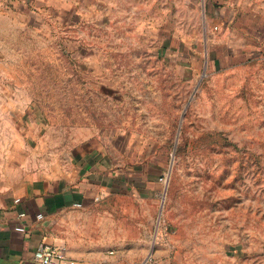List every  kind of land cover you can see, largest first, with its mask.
I'll return each instance as SVG.
<instances>
[{
    "label": "rangeland",
    "instance_id": "374dc122",
    "mask_svg": "<svg viewBox=\"0 0 264 264\" xmlns=\"http://www.w3.org/2000/svg\"><path fill=\"white\" fill-rule=\"evenodd\" d=\"M199 2L115 0L98 26H0V179L26 157L23 116L141 168L103 220L131 264L157 248L165 264H264V0L222 29Z\"/></svg>",
    "mask_w": 264,
    "mask_h": 264
},
{
    "label": "crops",
    "instance_id": "0c3cea01",
    "mask_svg": "<svg viewBox=\"0 0 264 264\" xmlns=\"http://www.w3.org/2000/svg\"><path fill=\"white\" fill-rule=\"evenodd\" d=\"M114 1L0 0V26L12 36L21 27L39 33L47 26V15L58 26L76 27L84 18L98 26ZM200 2L217 29L248 17L239 13L247 10V0ZM25 120L26 157L0 179V264H36L33 254L39 246L62 249L68 264H131L121 246L110 247L103 220L109 198L139 188L143 170L131 174L124 165H112L108 150L88 138L67 139L62 131L46 129L39 118L23 116ZM161 251L155 249L153 256L165 264Z\"/></svg>",
    "mask_w": 264,
    "mask_h": 264
},
{
    "label": "built area",
    "instance_id": "2783aa9c",
    "mask_svg": "<svg viewBox=\"0 0 264 264\" xmlns=\"http://www.w3.org/2000/svg\"><path fill=\"white\" fill-rule=\"evenodd\" d=\"M23 230V229H19ZM112 254V252H110ZM33 261L36 264H68L69 260L64 251L56 246H39L34 254ZM153 255H148L134 264H155Z\"/></svg>",
    "mask_w": 264,
    "mask_h": 264
}]
</instances>
